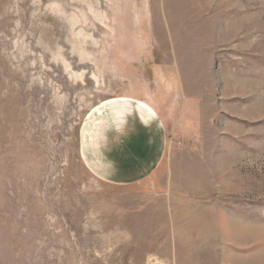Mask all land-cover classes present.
Returning <instances> with one entry per match:
<instances>
[{
	"label": "rangeland",
	"instance_id": "obj_1",
	"mask_svg": "<svg viewBox=\"0 0 264 264\" xmlns=\"http://www.w3.org/2000/svg\"><path fill=\"white\" fill-rule=\"evenodd\" d=\"M0 264H264V0H0Z\"/></svg>",
	"mask_w": 264,
	"mask_h": 264
},
{
	"label": "crops",
	"instance_id": "obj_2",
	"mask_svg": "<svg viewBox=\"0 0 264 264\" xmlns=\"http://www.w3.org/2000/svg\"><path fill=\"white\" fill-rule=\"evenodd\" d=\"M142 104V107H141V109H142V115L144 116L145 114H147L148 112H155L154 110H151L150 108H146V107H144V105H143V103H141ZM141 106V105H140ZM147 117V116H146Z\"/></svg>",
	"mask_w": 264,
	"mask_h": 264
}]
</instances>
